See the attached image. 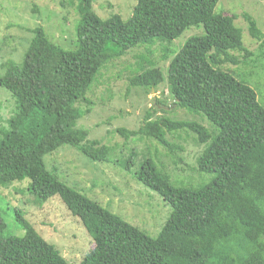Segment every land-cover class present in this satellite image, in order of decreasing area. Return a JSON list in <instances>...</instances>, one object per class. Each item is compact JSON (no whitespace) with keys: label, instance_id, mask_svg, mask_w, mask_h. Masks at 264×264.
Returning <instances> with one entry per match:
<instances>
[{"label":"trees","instance_id":"obj_1","mask_svg":"<svg viewBox=\"0 0 264 264\" xmlns=\"http://www.w3.org/2000/svg\"><path fill=\"white\" fill-rule=\"evenodd\" d=\"M69 1L79 15L74 49L51 43L38 27L23 60L3 66L0 88L14 100L15 112L0 129V188L27 179L38 202L59 196L94 244L79 264H264V108L248 85L221 70L239 63L233 53L252 56L234 24L238 17L216 13L219 0H135L127 20H102L92 11L93 0ZM243 19L250 37L260 40L255 21ZM199 27L204 35L189 38L172 56L165 47L162 59L172 57L166 81L173 106L204 118L212 130L152 119L153 110L137 131L117 130L125 139L145 137L169 151L175 146L167 134L188 131L205 146L197 167L209 179L196 187L174 185L150 157L133 174L170 209L151 238L59 181L44 158L69 146L91 162H107L111 149L89 141L88 131L77 125L90 108L77 105L90 104L85 96L110 61L136 47L168 45ZM164 81L150 63L130 86L156 90ZM133 159L122 167L129 171ZM15 222L25 232L22 238L5 237L0 218V264H69L20 211Z\"/></svg>","mask_w":264,"mask_h":264},{"label":"rangeland","instance_id":"obj_2","mask_svg":"<svg viewBox=\"0 0 264 264\" xmlns=\"http://www.w3.org/2000/svg\"><path fill=\"white\" fill-rule=\"evenodd\" d=\"M135 4V0H93L92 11L102 20L113 15L127 20ZM215 12L238 17L234 24L242 33L244 47L252 54L245 59L244 55L233 53L239 63L223 65L221 70L248 85L264 108V0H219ZM243 15L255 21L261 32L260 40L250 37ZM78 20L76 4L69 0H0V75L6 62L23 60L35 28H42L51 43L66 50L74 49ZM201 35H204L202 27L190 28L168 45L155 43L152 47L133 48L107 63L99 73L85 96L90 104L77 105L81 109L90 108L77 125L88 131L89 141H98L111 149L107 162H91L69 146L60 147L44 158L46 169L59 181L151 238L158 235L170 209L156 193L137 182L133 174L150 157L174 185L196 187L209 179L197 167V159L205 146L188 131L167 134L168 142L175 146L169 151L145 137L125 139L117 130L137 131L151 110L155 112L152 119L166 117L172 121L196 122L212 130L204 118L173 106L166 81L172 57L162 59L165 47L172 56L189 38ZM150 63L162 72L165 81L156 90L131 87L132 78L150 68ZM14 112V100L8 91L0 88V129L7 127ZM131 155L134 162L128 171L121 164ZM29 185L26 179L0 188L4 236L22 238L25 235L15 222V210L20 211L36 233L54 246L69 264H79L94 247L89 235L59 196L40 203L29 193Z\"/></svg>","mask_w":264,"mask_h":264}]
</instances>
